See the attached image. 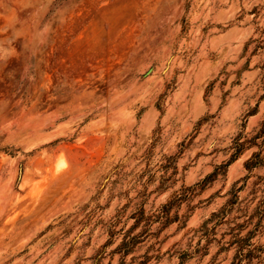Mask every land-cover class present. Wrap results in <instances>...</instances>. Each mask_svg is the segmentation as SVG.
Here are the masks:
<instances>
[{
    "label": "rangeland",
    "instance_id": "1",
    "mask_svg": "<svg viewBox=\"0 0 264 264\" xmlns=\"http://www.w3.org/2000/svg\"><path fill=\"white\" fill-rule=\"evenodd\" d=\"M0 264H264V0H0Z\"/></svg>",
    "mask_w": 264,
    "mask_h": 264
},
{
    "label": "bare ground",
    "instance_id": "2",
    "mask_svg": "<svg viewBox=\"0 0 264 264\" xmlns=\"http://www.w3.org/2000/svg\"><path fill=\"white\" fill-rule=\"evenodd\" d=\"M72 49H75V48H72ZM68 53H70V52H68ZM73 53V52H72ZM79 55V54H78ZM68 58V57H67ZM81 58V57H80Z\"/></svg>",
    "mask_w": 264,
    "mask_h": 264
},
{
    "label": "crops",
    "instance_id": "3",
    "mask_svg": "<svg viewBox=\"0 0 264 264\" xmlns=\"http://www.w3.org/2000/svg\"><path fill=\"white\" fill-rule=\"evenodd\" d=\"M246 160V159H245Z\"/></svg>",
    "mask_w": 264,
    "mask_h": 264
}]
</instances>
